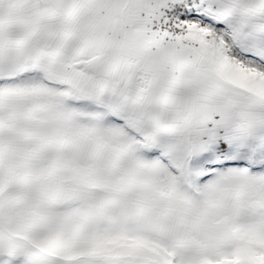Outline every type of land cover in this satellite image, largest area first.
<instances>
[{
	"label": "snow or ice",
	"instance_id": "obj_1",
	"mask_svg": "<svg viewBox=\"0 0 264 264\" xmlns=\"http://www.w3.org/2000/svg\"><path fill=\"white\" fill-rule=\"evenodd\" d=\"M0 264H264V0H0Z\"/></svg>",
	"mask_w": 264,
	"mask_h": 264
}]
</instances>
